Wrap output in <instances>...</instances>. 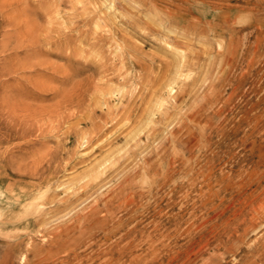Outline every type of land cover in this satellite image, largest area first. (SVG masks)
Instances as JSON below:
<instances>
[{
  "label": "rangeland",
  "instance_id": "1",
  "mask_svg": "<svg viewBox=\"0 0 264 264\" xmlns=\"http://www.w3.org/2000/svg\"><path fill=\"white\" fill-rule=\"evenodd\" d=\"M0 264H264V0H0Z\"/></svg>",
  "mask_w": 264,
  "mask_h": 264
},
{
  "label": "bare ground",
  "instance_id": "2",
  "mask_svg": "<svg viewBox=\"0 0 264 264\" xmlns=\"http://www.w3.org/2000/svg\"><path fill=\"white\" fill-rule=\"evenodd\" d=\"M122 1H124V2H130V0H122ZM4 2V1H3ZM79 2H82V1H79ZM113 2V1H112ZM118 2V1H117ZM90 3V2H89ZM92 3V2H91ZM92 5V4H91ZM107 6H109L110 8H111V6L112 5H107ZM109 7L107 8V9H109ZM118 7V6H117ZM113 8V7H112ZM2 10V9H1ZM117 11V10H116ZM121 12V11H120ZM114 13V12H113ZM169 14V13H168ZM96 15V14H95ZM115 15V14H114ZM117 15V14H116ZM97 16V15H96ZM109 16V15H108ZM99 17H100V15H99ZM114 21V20H113ZM172 69H174L173 67H172ZM177 70V69H176ZM169 91H170V87H169V89H168ZM6 135V134H5ZM34 173V172H33ZM13 198V197H12ZM255 213V212H254Z\"/></svg>",
  "mask_w": 264,
  "mask_h": 264
}]
</instances>
